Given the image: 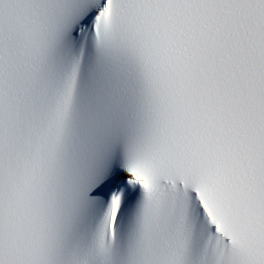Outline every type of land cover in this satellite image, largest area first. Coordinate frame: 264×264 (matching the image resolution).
I'll list each match as a JSON object with an SVG mask.
<instances>
[{"label": "snow or ice", "instance_id": "1", "mask_svg": "<svg viewBox=\"0 0 264 264\" xmlns=\"http://www.w3.org/2000/svg\"><path fill=\"white\" fill-rule=\"evenodd\" d=\"M0 264H264V0H0Z\"/></svg>", "mask_w": 264, "mask_h": 264}]
</instances>
